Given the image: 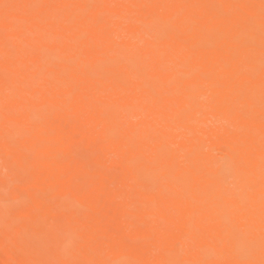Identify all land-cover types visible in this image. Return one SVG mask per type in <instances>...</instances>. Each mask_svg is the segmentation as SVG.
<instances>
[{"label": "snow or ice", "instance_id": "6c2138e0", "mask_svg": "<svg viewBox=\"0 0 264 264\" xmlns=\"http://www.w3.org/2000/svg\"><path fill=\"white\" fill-rule=\"evenodd\" d=\"M0 7L5 10L0 21L3 28L0 47L3 49L6 89L0 119L5 128L4 144L19 154V164L13 174V182L19 190L14 196V214L9 219L4 237L6 250L15 254L28 246L25 225L30 209L34 202L42 201L49 194L54 179L53 170L46 167L44 161L54 159L60 169L65 164L84 167L98 177L106 170L99 166V161L106 159L111 164L121 160L118 153L106 149L123 142L128 154L123 162L132 172L137 191L158 197L161 202L180 201L184 206L164 208L160 223L154 228L163 232L179 225V251L195 258L164 264H257L248 258L250 249L243 244V238L254 225V188L251 182H242L237 163L226 162L220 186L204 202L197 196L201 172L188 155L177 144L159 137L149 139L146 146L126 141L124 128L112 122L113 112L119 109L106 102L115 95L132 97L144 93L156 101H163L169 95H182L190 106L197 91L194 85L170 81L165 88L157 79L158 73L173 66L166 58L167 53L173 45L186 52L205 49L226 56L225 66L232 70L237 63L236 49L246 46L249 41L245 35L231 29L230 13L256 6L242 2L206 4L171 0L89 3L78 6L95 12V15L83 18L82 22L88 25L84 30L79 20L68 21L64 16L47 15L43 10L52 7L50 5L0 2ZM21 8L27 9L34 18L35 27L29 26L28 31L34 32L36 39L28 42L17 36L23 30L17 14ZM137 12L145 13L143 20L137 18ZM259 16L264 37V0L259 3ZM245 19L251 23L249 18ZM68 22L74 27L65 38L58 37L50 27ZM44 42L48 47L43 46ZM25 57H36L37 63L23 77H18L19 62ZM180 67L183 69L182 79L193 78L195 74L187 59ZM261 70L264 72V61ZM81 81L94 83V98L88 101L75 126L82 132L94 128L95 142L85 144L83 139L69 137L61 150L53 152V143L65 139L68 133H58L46 126L57 111V105L46 97L66 90L71 99L80 100ZM124 111L130 120L140 119L136 107ZM21 118L27 119L39 137L30 145H26V132L17 127ZM228 130L241 131L235 127ZM261 151L259 264H264V142ZM176 159L182 167L169 163ZM90 187L77 188L63 198L69 211L68 250H79L85 239L89 214L78 195ZM169 217L174 222H170ZM144 227L133 219L128 225V243H133V234ZM205 241L210 244L207 248L203 246ZM229 241L241 242V247L237 249L235 243L230 246ZM213 253L215 258H206ZM6 264L50 262L9 260Z\"/></svg>", "mask_w": 264, "mask_h": 264}, {"label": "bare ground", "instance_id": "6f19581e", "mask_svg": "<svg viewBox=\"0 0 264 264\" xmlns=\"http://www.w3.org/2000/svg\"><path fill=\"white\" fill-rule=\"evenodd\" d=\"M36 1L0 0L2 3L12 5L35 4ZM113 2L119 0H38V3L52 6L43 10L47 15L64 16L68 21L79 20L82 30L88 29V25L82 22L83 18L95 15V12L78 7L79 5ZM171 2L206 4L242 2L255 5L254 9L230 13L231 29L245 35L249 42L246 46L236 49L234 55L237 63L232 70L225 66L226 56L205 49L186 52L173 45L166 57L173 66L166 72L158 73L157 79L165 88L169 86L170 81L194 85L197 91L191 105L189 106V102L182 95H169L163 101L153 100L144 93L132 97L115 95L106 101L119 109L113 112L112 122L124 128L125 139L130 143L146 146L149 139L159 137L168 143L177 144L201 172L197 196L204 202L210 199L220 186L226 162L235 161L241 170L242 182L245 184L251 182L254 188V225L250 233L243 238V244L250 249L251 254L248 258L259 264L261 146L264 142V72L261 70L264 61V37L261 35L260 0H171ZM4 12L5 10L0 7V21ZM17 14L23 25V30L17 33L18 38L23 42L36 39L34 32L28 31L29 26L35 27L33 16L24 8L18 9ZM144 15L143 12H137L139 20H143ZM246 17L251 23L245 19ZM50 27L58 37L65 38L71 33L74 25L68 22L52 24ZM2 40L3 28L0 24V41ZM43 46L48 47V44L44 42ZM186 59L195 74L190 80L182 79L183 69L180 65ZM36 63V57L23 58L17 68L18 77H23ZM3 81L4 59L3 49L0 47V107L6 93ZM94 89L93 82L81 81L80 100L71 99L66 90L46 97V100L57 105L55 115L46 122V126L58 133H68L65 139H58L53 143V152L61 150L69 137H90L92 139L89 143L95 142L94 128L90 127L86 132H82L75 126L88 101L94 98ZM132 106L138 109L139 120H130L126 115L124 109ZM17 127L27 132L26 145L39 138L28 125L26 118L19 119ZM158 127L162 130L151 136V132L154 130L156 132ZM233 127L241 131L228 130ZM3 135L5 128L2 121L0 203L6 196H14L19 190L13 182L14 170L19 164V154L9 150L4 144ZM87 138L86 140L90 139ZM106 151L118 153L121 160L113 162V165L107 164L106 159L99 161V166L106 170L98 177L96 173L84 167L65 164L60 169L54 159L43 162L46 167L53 170L54 179L49 194L42 201L34 202L30 209L25 225L28 246L24 250L15 254H10L6 250L4 237L9 219L14 214V207L6 213L7 220L2 217L6 214H1L0 211V264H6L9 260L45 261L50 264L56 262L164 264L167 261L195 258L189 253L181 254L179 251L177 243L181 233L179 225L163 232L154 228L159 225L164 208L168 206L184 208L182 202H161L158 197L137 191L132 172L123 162L128 155L123 142L111 145ZM169 163L178 168L182 167L178 159L170 160ZM86 185L91 187L87 192L78 195L89 214L85 239L79 250H68L66 243L69 236L67 230L69 211L63 198ZM133 219L145 227L133 234L135 237L133 243H128V225ZM169 221L174 222L171 217ZM45 239L50 240L51 244L47 246L44 241L46 247L40 251L36 244ZM233 243L237 249L241 247V242L229 241L230 246ZM203 246L207 248L210 244L205 241ZM206 258H215V254H210Z\"/></svg>", "mask_w": 264, "mask_h": 264}, {"label": "rangeland", "instance_id": "374dc122", "mask_svg": "<svg viewBox=\"0 0 264 264\" xmlns=\"http://www.w3.org/2000/svg\"><path fill=\"white\" fill-rule=\"evenodd\" d=\"M36 3H38V0L35 2V4ZM2 122V119H0V123ZM158 129V130H157ZM156 129V132H155V130L153 131V132H151V136H153V134H158L159 133V130H162L161 129V127H158ZM24 131H25V129H24ZM26 132V131H25ZM27 133V132H26ZM3 136H5V135H3ZM26 138H27V136H26ZM84 138L85 137H80V138H75V139H83L84 140ZM87 138V137H86ZM86 138H85V144H88L89 142H91L90 140L92 139V138H90V137H88V138H90L89 140H86ZM87 138V139H88ZM3 139V137L1 136L0 137V144H1V142L3 141L2 140ZM126 141H129V140H126ZM107 161V160H106ZM107 164H108V161H107ZM112 165H113V162L111 163ZM111 164H109V165H111ZM116 165V164H115ZM15 196V195H14ZM14 196L13 195H10V196H6V198H4L3 199V201L0 203V211H1V214H6V213H8V211L9 210H11L13 207H14ZM0 214V215H1ZM3 218H5L6 220L8 219V214H6V215H4V216H2ZM65 232H67V231H65ZM65 236V235H64ZM44 241L46 242V245L47 246H49L50 244H51V241L50 240H42V241H40V242H38L37 244H36V247H37V249H39L40 251H42L43 249H45V247L46 246H44ZM56 244L58 245V240L56 241ZM117 264V263H116Z\"/></svg>", "mask_w": 264, "mask_h": 264}]
</instances>
